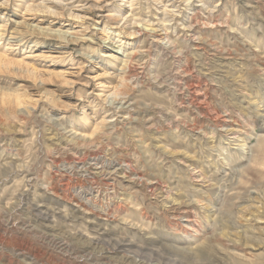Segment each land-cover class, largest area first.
Instances as JSON below:
<instances>
[{
    "label": "rangeland",
    "instance_id": "1",
    "mask_svg": "<svg viewBox=\"0 0 264 264\" xmlns=\"http://www.w3.org/2000/svg\"><path fill=\"white\" fill-rule=\"evenodd\" d=\"M263 190L264 0H0V264H264Z\"/></svg>",
    "mask_w": 264,
    "mask_h": 264
},
{
    "label": "bare ground",
    "instance_id": "2",
    "mask_svg": "<svg viewBox=\"0 0 264 264\" xmlns=\"http://www.w3.org/2000/svg\"><path fill=\"white\" fill-rule=\"evenodd\" d=\"M55 11H53V13H54ZM75 17H77V18H84V17H82V16H79V15H75ZM139 29H140V31L141 30H143V31H145V32H147V33H149V35H154L155 33H154V31H153V29H147L145 26H143L142 25V27L140 28L139 27ZM39 30H40V28H39ZM61 31V30H60ZM52 32V31H51ZM58 32V31H57ZM56 32V33H57ZM55 33V32H54ZM68 33L69 32H60V34H63V35H68ZM68 36H70V35H68ZM59 37H61V36H59ZM62 37H65V36H62ZM154 37V36H153ZM156 37V36H155ZM71 38V37H70ZM68 39V38H67ZM66 40V39H65ZM156 41H158L157 39H155ZM189 89L191 90V92H195L196 91V87H195V85H189ZM198 92V91H197ZM198 94V93H197ZM198 96L194 93V95H193V102H194V104H196V105H199V104H201V103H199L200 101H198ZM204 99V98H203ZM200 100V99H199ZM219 120L220 121H226L223 117L222 118H219ZM222 126V125H221ZM234 129V128H233ZM122 164V163H121ZM118 168H120V166L118 167ZM122 169H123V167H122ZM101 170H103V169H101ZM121 171V169H114L113 170V173H112V171L110 172V173H112V174H115V175H119L120 173H122V172H120ZM99 172H100V170H99ZM103 172H105V170L103 171ZM109 175V174H108ZM111 175V174H110ZM126 176V175H125ZM121 177V176H120ZM132 178V177H131ZM139 178V177H138ZM135 179V178H134ZM136 181V180H135ZM264 191V190H263ZM262 203V202H261ZM264 205V204H263ZM258 206V205H257ZM250 211V210H249ZM191 217L192 216H190V215H186L185 216V218L183 219V221H185V227L186 228H190V231H194L193 229H192V225H191V223H192V220H191ZM176 219V218H175ZM178 219V218H177ZM179 220H180V218H179ZM194 232H196V231H194ZM197 234V233H196ZM241 236V235H240ZM245 238V237H244ZM234 240H236V239H234ZM250 240V239H249ZM120 242V241H119ZM247 242V241H246ZM121 243V242H120ZM237 243V242H236ZM116 244H118V243H116ZM117 246H119V245H117ZM249 246V245H248ZM166 264H175V262L174 261H169L168 263H166Z\"/></svg>",
    "mask_w": 264,
    "mask_h": 264
}]
</instances>
